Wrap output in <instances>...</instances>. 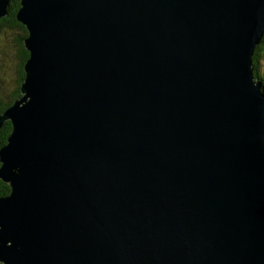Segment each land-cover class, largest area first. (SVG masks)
Listing matches in <instances>:
<instances>
[{"label": "water", "instance_id": "water-1", "mask_svg": "<svg viewBox=\"0 0 264 264\" xmlns=\"http://www.w3.org/2000/svg\"><path fill=\"white\" fill-rule=\"evenodd\" d=\"M16 19L0 264H264V0H20Z\"/></svg>", "mask_w": 264, "mask_h": 264}, {"label": "trees", "instance_id": "trees-1", "mask_svg": "<svg viewBox=\"0 0 264 264\" xmlns=\"http://www.w3.org/2000/svg\"><path fill=\"white\" fill-rule=\"evenodd\" d=\"M20 6V0H10L8 13L6 16L0 18V33L6 30H12L16 33L14 38V43L16 46V56H17V69H16V78L15 86L12 91L9 93H2V85L0 80V113L10 105L18 96H20V87L24 79L25 73L23 70V65L25 60L28 57V51L25 50L23 44V38L27 35L25 27L16 19L17 10ZM264 43V34L259 42L256 45L254 54L252 57V64L255 66L257 58L262 54L264 55V48L262 46ZM253 76L256 80L261 82V88L263 87V80L259 77L255 70H253ZM11 132V123L7 120L4 125L0 128V147L6 143L7 137ZM10 191V187L7 183L0 180V196L7 195Z\"/></svg>", "mask_w": 264, "mask_h": 264}, {"label": "rangeland", "instance_id": "rangeland-1", "mask_svg": "<svg viewBox=\"0 0 264 264\" xmlns=\"http://www.w3.org/2000/svg\"><path fill=\"white\" fill-rule=\"evenodd\" d=\"M16 33L12 30H6L0 33V80L2 85V93H9L15 86L17 54L14 38ZM264 48V43H262ZM253 70L263 80L261 93L264 94V55H260Z\"/></svg>", "mask_w": 264, "mask_h": 264}, {"label": "bare ground", "instance_id": "bare-ground-1", "mask_svg": "<svg viewBox=\"0 0 264 264\" xmlns=\"http://www.w3.org/2000/svg\"><path fill=\"white\" fill-rule=\"evenodd\" d=\"M9 106V105H8Z\"/></svg>", "mask_w": 264, "mask_h": 264}]
</instances>
